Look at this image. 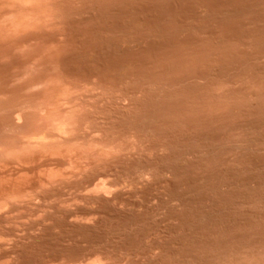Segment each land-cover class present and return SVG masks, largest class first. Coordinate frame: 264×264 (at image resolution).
Wrapping results in <instances>:
<instances>
[{
	"label": "rangeland",
	"instance_id": "rangeland-1",
	"mask_svg": "<svg viewBox=\"0 0 264 264\" xmlns=\"http://www.w3.org/2000/svg\"><path fill=\"white\" fill-rule=\"evenodd\" d=\"M48 93L120 155L1 212L11 264H264V0H0V149L57 140L30 115Z\"/></svg>",
	"mask_w": 264,
	"mask_h": 264
},
{
	"label": "bare ground",
	"instance_id": "bare-ground-1",
	"mask_svg": "<svg viewBox=\"0 0 264 264\" xmlns=\"http://www.w3.org/2000/svg\"><path fill=\"white\" fill-rule=\"evenodd\" d=\"M24 1V0H23ZM36 1V0H35ZM29 2V1H28ZM46 2V1H45ZM21 3V2H20ZM23 3V2H22ZM27 3V2H26ZM31 3V2H30ZM37 3V2H36ZM35 3V4H36ZM24 4V3H23ZM39 4V3H38ZM45 4V3H44ZM49 4V3H48ZM25 5V4H24ZM29 5V4H28ZM30 5H32V3L30 4ZM29 5V6H30ZM42 5H43V3H42ZM33 7V6H32ZM47 8V7H46ZM49 8H51V7H49ZM38 9V8H37ZM40 9V8H39ZM54 9V8H53ZM28 10H29V8H28ZM27 10V11H28ZM31 10V9H30ZM34 10V9H33ZM32 10V11H33ZM51 10V9H50ZM37 11V10H36ZM35 11V12H36ZM50 12V11H49ZM26 13V12H25ZM29 13V12H28ZM27 13V14H28ZM31 13H33V12H31ZM54 13V12H53ZM18 14V13H17ZM34 14V13H33ZM21 15V14H20ZM29 15V14H28ZM46 15H48V13L46 14ZM31 16V15H30ZM38 16V15H37ZM15 17H17V16H15ZM19 17V16H18ZM22 17V16H21ZM28 17V16H27ZM33 17V16H32ZM48 17V16H47ZM23 18H24V16H23ZM36 18V17H35ZM40 18V17H39ZM42 18V17H41ZM14 19H16V18H14ZM37 19V18H36ZM34 20V22L36 23L39 19H37V20ZM45 19V18H44ZM43 19V20H44ZM46 19H48V18H46ZM27 20V19H26ZM31 20V21H30ZM29 20V22H32V20L33 19H30ZM50 20V19H49ZM48 20V21H49ZM21 21V23H22V20H19L18 21V23ZM45 21V20H44ZM39 22V21H38ZM15 22H13V24H14ZM18 23H16V25H18V26H21V24H18ZM11 24V23H10ZM9 24V25H10ZM12 24V25H13ZM32 25H33V22L31 23ZM37 24V23H36ZM39 24V23H38ZM46 24V23H45ZM45 24H43V26L45 25ZM11 25V26H12ZM15 25V26H16ZM26 25V24H25ZM27 25H28V23H27ZM49 24H47V26H48ZM17 26V27H18ZM24 26V25H23ZM22 26V27H23ZM12 28V27H11ZM20 28V27H19ZM19 28H18V30H19ZM24 28H27L26 26H24ZM30 28V27H29ZM15 29V27H14V25H13V30ZM42 29V28H41ZM12 30V31H13ZM17 30V31H18ZM24 30H26V29H23V32H24ZM39 30V29H38ZM35 31V30H34ZM12 34H13V32H11ZM10 33V34H11ZM19 33V32H18ZM16 34V33H15ZM2 37H3V35H2ZM5 37V36H4ZM50 84V83H49ZM48 84V85H49ZM51 86V85H50ZM54 87V86H53ZM94 89V88H93ZM53 90V89H52ZM54 90L56 91V89L54 88ZM64 90V89H63ZM63 90H61V91H63ZM76 90V89H75ZM86 90H87V88H86ZM61 91H58V92H61ZM92 91V90H91ZM90 91V92H91ZM97 91V90H96ZM49 92H50V90H49ZM57 92V91H56ZM57 92V93H58ZM72 92V91H71ZM70 92V93H71ZM77 92V91H76ZM69 92L67 91V94H68ZM79 94H80V92H78ZM87 93V92H86ZM89 93V92H88ZM87 93V94H88ZM96 93V92H95ZM50 93H48V95H49ZM52 94V93H51ZM50 94V95H51ZM54 94V93H53ZM53 94H52V96L49 98V99H47L46 98V101H45V99L43 100L44 102H42V100H40L41 102L39 103V101H38V104H37V102H36V107H35V105L33 104V107H31L30 106V108L32 109V108H34L35 109V111L36 112H33V113H30V115L32 114L33 116V118H34V120L36 119V121H35V127H39V129H35V132L37 131V132H40L41 131V135H42V138H53V139H57V140H26V141H24L23 140V142H22V140H19V141H21V145H19V147H17L16 145V147H13L12 145H10V146H12L13 148L11 149V148H4V149H0V158H1V156L2 157H4V158H7V159H4L5 160V162H6V164H3V163H0V213L1 212H7L6 214H8L9 212H11L10 210H11V208H12V205H16V203H21V202H18V201H21L22 199H23V197H24V199H25V196H26V198H27V195H29V194H31L32 193V191L34 190H38V189H41V188H43V187H41V186H44V185H46L45 187H44V190L46 189V187H48L47 185H49L50 186V184H52V183H55V182H58V181H61V180H63V182H65L64 180H66V179H68V178H71L72 177V179H73V177H76V176H84V175H87V173L88 172H90V171H92L94 168L95 169H97L98 170V168H97V166H102L103 164H105L106 165V162H108V163H111L110 161H112L113 159L115 160V161H117L115 158H117L116 157V155L115 154H117L118 155V153H119V155H120V152H118V153H113L112 151L114 150V145L111 147V149H113L112 151H111V149L108 147L107 149H105V150H107V151H105V150H99V149H96V148H93L94 146H99V145H92L93 147H87V146H85V142H83V141H81V142H83L84 143V146H82L83 144H81V145H78L79 143H77V144H75V142L73 143V140H71L69 137H71L72 136V133H73V131H75L74 129H77V128H74L75 126V119H78V118H76L81 112H80V107H81V101L79 102V99H78V101H77V98H74V96L73 97H70V98H66V97H64L63 99L61 98V97H56V94H54L55 95V97H53ZM66 94V96H68ZM79 94L77 95L78 96V98H80L79 97ZM47 95V96H48ZM63 95H65V92H64V94L62 93V96ZM83 95H85V94H83ZM98 95V94H97ZM102 95V94H101ZM105 95V94H104ZM43 96H44V93H43ZM46 96V95H45ZM61 96V95H60ZM70 96V95H69ZM68 96V97H69ZM86 96V95H85ZM89 96H91V95H89ZM94 96H95V94H94ZM49 97V96H48ZM96 97H98V96H96ZM101 97V96H100ZM43 98V97H42ZM93 98V97H92ZM107 98H110V96H107ZM114 97H112V99H113ZM87 99H90V98H87ZM86 99V100H87ZM94 99V98H93ZM98 99V98H97ZM85 100V99H84ZM83 100V101H84ZM100 100V99H99ZM111 101H113V100H111ZM118 101V100H117ZM63 102V103H62ZM68 102V103H67ZM74 102V104H72ZM78 102H79V104H78ZM87 102V101H86ZM93 102V101H92ZM98 101H96L95 102V104L97 103ZM103 102V101H102ZM114 102V101H113ZM65 104H67L68 106H66L65 107ZM72 104V105H71ZM78 104V105H77ZM106 104V103H105ZM107 104H108V102H107ZM26 105H28L27 103H26ZM64 105V106H63ZM94 105V104H93ZM115 105V104H114ZM29 106V105H28ZM71 106V107H70ZM80 106V107H79ZM95 106V105H94ZM100 106H102V105H100ZM105 106V105H104ZM108 106V105H107ZM23 107V106H22ZM21 107V108H22ZM25 107V106H24ZM86 107V106H85ZM98 107V106H97ZM82 108V107H81ZM91 107H89V109H90ZM95 108V107H94ZM107 108V107H106ZM113 108V107H112ZM34 109L32 110V111H34ZM83 109V108H82ZM25 110H27V108L25 109ZM84 110H86V108L84 109ZM100 110V109H99ZM112 110V109H111ZM114 110V109H113ZM23 111V110H22ZM28 111H30L29 109H28ZM98 111V110H97ZM101 111V110H100ZM103 111V110H102ZM105 111V110H104ZM18 112H20V111H18ZM87 112V111H86ZM106 112H108V111H106ZM24 112H22V114H23ZM83 113V112H82ZM85 113V112H84ZM90 113V112H89ZM93 113V112H92ZM99 113V112H98ZM110 113V112H109ZM87 114V113H86ZM86 114H85V116H86ZM102 114V113H101ZM21 114L19 113H17V115H15L16 117V119L15 120H17L18 122H21V121H19L20 120V118H22L23 117V115H21ZM26 115V114H25ZM29 115V114H28ZM90 115V114H89ZM96 115V114H95ZM84 116V115H83ZM97 116V115H96ZM99 116V115H98ZM103 116V115H102ZM28 117H30L31 118V116H28ZM92 117V116H91ZM81 118H83L84 119V117H81ZM80 118V119H81ZM88 118V117H87ZM27 119H29V118H26V120ZM83 119H81V120H79L78 119V121L80 122V121H82ZM30 120V119H29ZM28 120V121H29ZM33 120V119H32ZM33 120V121H34ZM85 120V119H84ZM87 120V119H86ZM92 120V119H91ZM88 121H90V120H88ZM18 122H17V124H18ZM31 122V125L32 126H34V123H32V121L30 120L28 123H30ZM87 122V121H86ZM96 122V121H95ZM104 122V121H103ZM97 123H98V121H97ZM26 124V123H25ZM37 124H39V125H37ZM41 124V125H40ZM76 124H77V122H76ZM82 124V123H81ZM99 124V123H98ZM27 125V124H26ZM78 126H80L79 124H78ZM40 127H42V129H40ZM94 127V126H93ZM29 128V127H28ZM84 128V127H83ZM87 128V127H86ZM92 128V127H91ZM30 129H31V127H30ZM33 129V128H32ZM79 129V128H78ZM80 129H81V127H80ZM102 129V128H101ZM100 129V130H101ZM82 130V129H81ZM93 130V129H92ZM34 131V130H33ZM95 131H98V130H95ZM84 132H86V131H84ZM80 133V132H79ZM32 134V133H31ZM30 134V135H31ZM34 135H35V133H33ZM37 134H39V133H37ZM40 134H39V136H40ZM55 134V135H54ZM78 134V133H77ZM76 134V135H77ZM81 134V133H80ZM87 134H88V131H87V133H86V135L85 136H87ZM99 134V133H98ZM98 134H94V135H96V136H98ZM106 134V133H105ZM34 135H32V136H34ZM76 135L74 136V137H76ZM79 135V134H78ZM94 135H92V136H94ZM101 134H99V136H100ZM132 135V134H131ZM136 135V134H135ZM36 137L38 136V135H35ZM47 136H49V137H47ZM64 136H69L68 138H65ZM90 136V135H89ZM92 136H91V138L90 139H87V140H101L100 138H94V139H92ZM96 136H94V137H96ZM105 136V135H104ZM109 136V135H108ZM117 136V135H116ZM132 136H134V135H132ZM155 136V135H154ZM31 137V136H30ZM29 137V138H30ZM80 137V136H79ZM101 137V136H100ZM110 137H112L113 138V136H110ZM115 137V136H114ZM118 137V136H117ZM128 137V136H127ZM130 137V136H129ZM136 137V136H135ZM109 138V137H108ZM116 138V137H115ZM120 138V137H119ZM134 138V137H133ZM132 138V139H133ZM137 138H138V136H137ZM140 138V137H139ZM154 138V137H153ZM74 139V138H73ZM104 139H105V137H104ZM129 139V138H128ZM131 139V140H132ZM142 139V138H141ZM147 139V138H146ZM103 140V139H102ZM101 140V141H102ZM107 140V139H106ZM112 140H114V138L112 139ZM122 140H123V138H122ZM134 140H136V138H134ZM134 140H132V141H134ZM12 141V140H11ZM17 141V140H16ZM78 141V140H77ZM85 141V140H84ZM96 141V144L97 143H99V142H97ZM101 141H100V143H101ZM103 141H105V140H103ZM108 141H109V139H108ZM107 141V142H108ZM110 141H111V139H110ZM116 141H117V139H116ZM120 141V140H119ZM124 141V140H123ZM149 141V140H148ZM2 142V141H1ZM14 142V141H13ZM78 142H80V141H78ZM107 142H105V143H107ZM113 142V141H112ZM114 142H115V140H114ZM114 142H113V144H114ZM131 142V141H130ZM135 142V141H134ZM133 142V143H134ZM153 142V141H152ZM10 143V142H9ZM121 143V142H120ZM125 143H127V142H125ZM139 143H141V142H139ZM143 143V142H142ZM151 143V142H150ZM5 144V143H4ZM8 144V143H7ZM6 144V145H7ZM17 144V143H16ZM92 144H93V142H92ZM103 144H104V142H103ZM107 144H109L110 145V143H107ZM106 144V145H107ZM115 144H116V142H115ZM119 144V143H118ZM117 144V145H118ZM122 144V143H121ZM88 145V144H87ZM90 145V144H89ZM105 145V146H106ZM112 145V144H111ZM123 145V144H122ZM130 145H132V144H130ZM145 145H146V142H145ZM149 145V144H148ZM8 146V145H7ZM150 146V145H149ZM152 146V145H151ZM100 147L103 149V147H102V145L100 144ZM99 147V148H100ZM116 147H119V146H116ZM125 147V145L123 146V148ZM143 147V146H142ZM122 148V149H123ZM133 148V147H132ZM135 148V147H134ZM121 148H119V150H120ZM130 149V148H129ZM145 149H147V148H145ZM151 149V148H150ZM109 151V152H108ZM128 151V150H127ZM137 151V150H136ZM110 152H112V153H110ZM114 152H115V150H114ZM129 152V151H128ZM121 154H122V152H121ZM115 155V157L112 159V157ZM125 155V154H124ZM128 155V154H127ZM133 155V154H132ZM142 155V154H141ZM122 156H123V154H122ZM121 156V157H122ZM129 156H130V154H129ZM139 156V155H138ZM135 157V156H134ZM123 158V157H122ZM10 159V160H9ZM109 159H110V161H109ZM112 159V160H111ZM119 159V158H118ZM124 159V158H123ZM127 159V158H126ZM12 160V161H11ZM130 160V159H129ZM8 161H11V163H7ZM15 164V166H13L14 164ZM7 164L9 165L10 164V168H8V166H7ZM11 164H13L12 166L13 167H15L14 169L11 167ZM114 164V163H113ZM118 164V163H117ZM117 164H115V165H117ZM62 165L63 166H66V168H67V170H65L64 168L65 167H62ZM60 166V167H59ZM110 167H111V165H109ZM58 167V168H57ZM62 167V168H61ZM59 168H61V169H59ZM62 169H64V170H62ZM94 169V170H95ZM102 169H103V167H102ZM106 169H108V168H106ZM111 169H113V168H111ZM93 170V171H94ZM91 173V172H90ZM106 172H104V174H105ZM111 173V172H110ZM114 173V172H113ZM94 174V173H93ZM101 174H103V173H101ZM109 174V173H108ZM107 174V175H108ZM89 175V174H88ZM92 175V174H91ZM115 175V174H114ZM90 176V175H89ZM97 176V175H96ZM142 176V175H141ZM88 177V176H87ZM104 177V176H103ZM90 178H93V177H90ZM72 179H70V180H72ZM77 179V178H76ZM110 179V178H109ZM108 179V180H109ZM80 180V179H79ZM82 180H83V178H82ZM99 180V179H98ZM103 180V179H102ZM101 180V181H102ZM106 179H104V181H105ZM113 180V179H112ZM67 181V180H66ZM84 181V180H83ZM82 181V182H83ZM110 181V180H109ZM109 181H108V183H109ZM114 181V180H113ZM68 182V181H67ZM70 182V181H69ZM79 182H81V181H79ZM86 182V181H85ZM88 182V181H87ZM96 182H98L99 183V181H96ZM106 182V181H105ZM58 183H60V182H58ZM57 183V184H58ZM90 183V185H91V183H92V181H90L89 182ZM88 183V184H89ZM98 183H95L96 185H95V187L98 185ZM102 183H103V181H102ZM111 183V182H110ZM56 184V185H57ZM65 184V183H64ZM78 184H80V183H78ZM107 184V183H106ZM113 184V183H112ZM53 185V184H52ZM51 185V186H52ZM93 185V184H92ZM104 186H105V184H103ZM108 185V184H107ZM110 185V184H109ZM108 185V186H109ZM114 185V184H113ZM83 186V185H82ZM85 186V185H84ZM83 186V187H84ZM99 186V185H98ZM98 186L96 187V188H98ZM111 186V185H110ZM40 187V188H39ZM70 187V186H69ZM71 187H73V186H71ZM101 187V186H100ZM106 187V186H105ZM115 187H116V185H115ZM50 188V187H49ZM80 188V187H79ZM85 188H87V187H85ZM89 188H90V186H89ZM95 188V189H96ZM102 188H103V186H102ZM112 188H114V187H112ZM110 189V188H109ZM78 190V189H77ZM84 190V189H83ZM87 190V189H86ZM89 190V189H88ZM90 190H91V188H90ZM99 190V189H98ZM104 190V189H103ZM103 190H101V192L103 191ZM106 190V189H105ZM33 191V192H34ZM35 191V192H36ZM108 190H106V192H107ZM31 192V193H30ZM80 192V191H79ZM78 192V193H79ZM84 192V191H83ZM89 192V191H88ZM95 191H93L92 193L93 194H95L94 193ZM99 192V191H98ZM97 192V193H98ZM103 192H105V191H103ZM103 192H102V194H103ZM109 192V191H108ZM108 192H107V194H108ZM29 193V194H28ZM110 193V192H109ZM87 193H85V195H86ZM90 194V193H89ZM99 194V193H98ZM106 194V193H105ZM105 194H104V196H105ZM35 195V194H34ZM33 195V196H34ZM39 195V194H38ZM37 195V196H38ZM29 196H31V195H29ZM32 196V197H33ZM87 196V195H86ZM94 196V195H93ZM100 196V195H99ZM36 197V196H35ZM73 197V196H72ZM88 197V196H87ZM92 197V196H91ZM102 197V196H101ZM29 198V197H28ZM75 198V197H74ZM78 198H80V197H78ZM97 198H99V197H97ZM96 198V199H97ZM35 199V198H34ZM31 200V199H30ZM29 200V201H30ZM22 201H24V200H22ZM15 203V204H14ZM28 203V202H27ZM32 203V202H31ZM29 204H30V202H29ZM28 205V204H27ZM21 206V205H20ZM26 206V205H25ZM30 206V205H29ZM14 207V206H13ZM27 208V207H26ZM14 209V208H13ZM17 209H18V207H17ZM20 209H22L21 207H20ZM9 211V212H8ZM3 212V213H4ZM15 212H17V210H15ZM15 212H13V213H15ZM19 212V211H18ZM17 212V213H18ZM31 212V211H30ZM3 213H1V217L3 216V218H4V220L7 222V220H10V219H8V217L9 216H4L3 215ZM75 213V212H74ZM82 213V212H81ZM90 213V212H89ZM93 213V212H92ZM5 214V215H6ZM18 215V214H17ZM16 215V216H17ZM22 215V214H21ZM89 215V214H88ZM87 215V216H88ZM91 215V214H90ZM96 215V214H95ZM76 216V215H75ZM78 216V215H77ZM92 216H94V214L92 215ZM26 217V216H25ZM29 217V216H28ZM69 217V216H68ZM85 217V216H84ZM10 218V217H9ZM16 218V217H15ZM19 218H21V217H19ZM24 218V217H23ZM7 219V220H6ZM14 219V218H13ZM12 219V220H13ZM17 219V218H16ZM15 219V220H16ZM27 219V218H26ZM85 219H87V218H85ZM2 220V219H1ZM11 220V221H12ZM22 220V219H21ZM71 220V219H70ZM72 220H74V219H72ZM23 221V220H22ZM25 221H27V220H25ZM29 221V220H28ZM32 221V220H31ZM36 221V220H35ZM69 221V220H68ZM78 221H79V219H78ZM93 221H94V219H93ZM3 222V221H2ZM15 222V221H14ZM17 222V221H16ZM73 222V221H72ZM75 222H77V221H75ZM84 222V221H83ZM87 222V221H86ZM89 222H90V219H89ZM1 223V222H0ZM4 223V222H3ZM21 223V222H20ZM78 223V222H77ZM81 223V222H80ZM6 224V223H5ZM16 224V223H15ZM19 224V223H18ZM26 224V223H25ZM41 224V223H40ZM46 224V223H45ZM94 224V223H93ZM2 225V224H1ZM9 225H12V224H9ZM9 225H8V227H9ZM14 225V224H13ZM23 225V224H22ZM37 225H38V223H37ZM29 226V225H28ZM23 227V226H22ZM25 227V226H24ZM48 227V226H47ZM2 227H0V229H1ZM5 228V227H4ZM15 228H18V226L16 227V225H15ZM34 228V227H33ZM3 229V228H2ZM19 229V228H18ZM31 229V228H30ZM37 229V228H36ZM17 230V229H16ZM26 230V229H25ZM6 231H8V230H6ZM11 231V230H10ZM15 231V230H14ZM4 232V231H3ZM21 232L23 233V231L21 230ZM32 232V231H31ZM33 232H34V230H33ZM29 233V232H28ZM34 234V233H33ZM23 236H24V234H23ZM3 237H7L6 236V234L4 235V233L2 234V232L0 233V239L2 240V238ZM9 237V236H8ZM10 237H13V235L11 236L10 235ZM18 237H20V236H18ZM26 237V236H25ZM23 238V237H22ZM22 238H21V240H22ZM14 239L15 238H13V241H14ZM17 239V238H16ZM15 239V240H16ZM20 239V238H19ZM25 239V238H24ZM9 240H11V239H9ZM9 240H5V239H3V241H9ZM27 240V239H26ZM29 240V239H28ZM27 240V241H28ZM23 241H25V240H23ZM11 242H12V240H11ZM11 242H9V243H11ZM15 242V241H14ZM30 242V241H29ZM5 243H7V242H4V243H2L3 244V247H4V244ZM16 244V243H15ZM31 244V243H30ZM7 245V244H6ZM8 245H10V244H8ZM12 245V244H11ZM2 247V245H0V264L2 263V264H8V263H10V261L9 260H11V259H13L12 257L13 256H15L14 254L12 255V257L11 256H9L8 255V251L6 252L7 253V255L5 254V250H3L4 248ZM6 247V246H5ZM9 247V246H8ZM91 247V246H90ZM89 247V248H90ZM17 248H18V246H17ZM6 250H7V248H6ZM15 250V249H14ZM19 250V249H18ZM87 250V249H86ZM12 251V250H11ZM20 251H22V250H20ZM60 251V250H59ZM90 251V250H89ZM99 251V250H98ZM15 252V251H14ZM16 253V252H15ZM19 253V252H18ZM44 253V252H43ZM54 253V252H53ZM96 253V252H95ZM101 253V252H100ZM100 253H99V255H100ZM59 254V253H58ZM67 254V253H66ZM55 255V254H54ZM53 255V256H54ZM93 255V254H92ZM7 256V257H6ZM8 256H9V258H8ZM17 256V255H16ZM42 256V255H41ZM52 256V257H53ZM57 256V255H56ZM55 256V257H56ZM60 256V255H59ZM65 256V255H64ZM72 256V255H71ZM76 256H78V255H76ZM80 256H82L81 254H80ZM80 256H79V258H80ZM90 256H91V254H90ZM97 256L98 255H96V258H97ZM8 258V259H6V258ZM47 257V256H46ZM58 257V256H57ZM56 257V258H57ZM75 257V256H74ZM83 257V256H82ZM94 257V256H93ZM102 257V256H101ZM6 259V260H4L3 261V259ZM37 258V257H36ZM40 258V257H39ZM42 258V257H41ZM49 258H51V257H49ZM62 258V257H61ZM70 258V257H69ZM84 258V257H83ZM88 258H90V257H88ZM71 259V258H70ZM74 259V258H73ZM3 262H5V263H3ZM8 260V261H7ZM14 260V259H13ZM17 260V259H16ZM33 260V259H32ZM35 260V259H34ZM92 260H94V259H91L90 261H89V259H86V261L85 260H83V259H77V260H69V259H61L60 260V258H57V259H55L54 257L51 259V260H45L44 261V258H43V261H42V263H40V264H97L96 262V260H99V259H95V261L96 262H94V261H92ZM102 260V259H101ZM106 260H107V258H106ZM7 261V262H6ZM12 261V260H11ZM20 261V260H19ZM89 261V262H88ZM100 261V260H99ZM98 261V264L99 263H102L101 261L99 262ZM112 261V260H111ZM12 262H14V261H12ZM16 263V262H15ZM18 263V262H17ZM21 263V262H20ZM31 263V262H30ZM104 264H106V262H103ZM11 264V263H10ZM28 264V263H27ZM117 264V263H116Z\"/></svg>",
	"mask_w": 264,
	"mask_h": 264
}]
</instances>
